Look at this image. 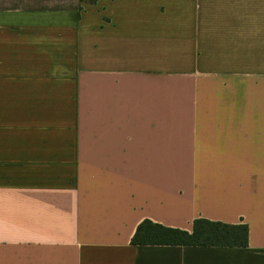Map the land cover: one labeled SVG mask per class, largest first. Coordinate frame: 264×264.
<instances>
[{
	"label": "crops",
	"instance_id": "obj_1",
	"mask_svg": "<svg viewBox=\"0 0 264 264\" xmlns=\"http://www.w3.org/2000/svg\"><path fill=\"white\" fill-rule=\"evenodd\" d=\"M0 264H264V0H0Z\"/></svg>",
	"mask_w": 264,
	"mask_h": 264
},
{
	"label": "trees",
	"instance_id": "obj_2",
	"mask_svg": "<svg viewBox=\"0 0 264 264\" xmlns=\"http://www.w3.org/2000/svg\"><path fill=\"white\" fill-rule=\"evenodd\" d=\"M94 4L96 0H79ZM247 226L227 225L205 219L193 221L191 232L143 220L131 238L134 246H222L247 247Z\"/></svg>",
	"mask_w": 264,
	"mask_h": 264
}]
</instances>
